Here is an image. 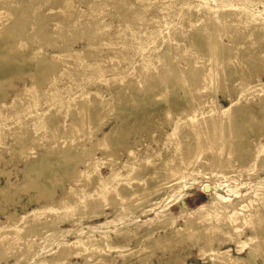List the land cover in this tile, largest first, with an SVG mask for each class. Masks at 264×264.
<instances>
[{
  "label": "rangeland",
  "instance_id": "1",
  "mask_svg": "<svg viewBox=\"0 0 264 264\" xmlns=\"http://www.w3.org/2000/svg\"><path fill=\"white\" fill-rule=\"evenodd\" d=\"M7 1L9 3L10 2L12 3V0H5V2H7ZM23 1L17 0L16 1V3H18V5H16V6H18L17 9H16V7H15V9L13 7L12 8L10 7L9 11H11L12 14L9 13V11H8V13L11 16L9 14H6V16H5L6 19L4 20V18H5L4 17L2 20L6 21L5 24L7 22H9V23L16 22V25H17V23H18L17 21L20 18L21 20H23V23L25 24V25H22V27L23 26L24 27L20 28V27H17L16 25H14V27L12 25L11 26L10 25L9 26L4 25L5 29L2 28V32L6 33L10 37L12 35L14 36L15 33L16 34L20 33L21 29H22L24 35L29 34L31 36V33H33L31 38L33 39V37H35L34 38L35 40L38 39V41H36V43H35V46L37 47L36 49H39V51L40 50H45V51L47 50L49 52L56 53L52 49V45H49L53 41L54 42H59V41L61 42V38L58 35L59 32H57L54 35L52 34V36H51V33L49 32V30L52 28V25L54 23L60 24L61 22H65V23L69 22V24H72L73 27L74 26H76L77 28L79 27L83 31V33L88 28L90 29V27H91V29H92V27H93L92 25H90V23L88 24L89 19L87 17H86V19L85 18L82 19L79 16H77V14H75V16H73V15H74V13H76L74 6H79L82 10L83 9L87 10V7H89L88 4H90L89 2H94L95 0H91V1L89 0L88 4H86V3L84 4L80 0H70L69 3H67L68 1L63 3L62 0H56V1L47 0L46 2H45V0H23ZM49 1H50V4L48 3ZM116 1H119V0H116ZM116 1H115V3H116ZM185 1H186V3L190 2L191 5H193V3H194V1H192V0H185ZM214 1H216L217 4H220V2H226L229 0H214ZM214 1L213 0H206L205 4L206 3L212 4ZM233 1H240V0H233ZM246 1L248 2V5L245 8H240L239 11H237V10L229 11L230 16L227 18V21L230 24V26L233 27V29L231 27H229V25L224 29L222 27H220V29L222 31H225V33L223 32L224 34L222 36V31L219 29L221 32H219V30H218V32L221 34L217 35L219 39L217 38V36H215L216 41L215 40L211 41L210 39H208L210 34L205 33V34H207L206 38L208 40H206L205 34L204 35L201 34V38L204 41L201 44L202 45L205 44V45L202 46L200 44L201 46H199V44H198V47H200V49L199 48L197 49V46L189 48L190 50L185 49V46H183L186 44L185 40H184V43H180V44L178 43V42H183V39L180 38L181 36H183V34L188 35L187 33H189V32L192 33L193 30L203 31L204 25L207 24L206 20H204L205 23L203 22V20L197 22L195 17L189 18V16H188L186 18V16H185L183 18L182 15L177 17V14L183 13L182 12L184 10V7H183V8H179V9H176L175 11H173L175 13V17H173V18H168L167 16L165 17L166 14H169L168 11H165L163 13L153 12L158 17H155V18H157L156 19L157 23L152 24V26H153V29L155 27L154 30H157L156 34H158V31H159V36H160V39H162V41L159 40V36L153 37V32H151L150 30H149L147 35L151 36V37L148 41H146L147 39L144 38L145 37V31L144 30L137 32L134 29H130V27L128 26L124 30H120L119 34L114 38V39H116L115 43H111V42L101 43L98 41V47L103 52L102 54H107L108 51H111L112 54L106 55V56L101 54L99 59L95 58L94 60H86V59H84V57H82L80 62L77 63L78 65L73 63V62H72L73 64L72 63L71 64L70 63H67V64L63 63L65 65L64 67L67 69H70V70L76 69L79 72H82L84 69V70L88 71L87 74H84L80 77L77 75L70 77L66 73H64V74H66L67 76H61L60 73L62 71L60 70V67H59L56 69L57 71L51 70V75H52L51 77L48 76L49 77L48 78V77L43 76V78H45V79L43 81V85H41L42 91H39L40 93L33 90V91L28 92L27 93L28 96H25L24 98L21 96H15L14 94H15V91L19 88V86H22V84H23L22 79H25L26 77L25 76L24 77L18 76L17 78L13 77L12 79H10V81H12L16 84V87H15V89L10 88L8 90V95H6V98L3 99V102L7 103L6 106L5 107L0 106V127L2 128V129H0V155L2 156V159L0 160V170L8 171L10 177H8V178L5 177L6 175L1 174V171H0V186H3L4 185L3 183L5 181H7V179H10V180H13L15 178L17 180L22 179L24 177V169H25L26 164H28L29 162L34 160V157L32 156L33 153H35L37 156L44 155L46 153V145H50L51 141H52V143L55 144V146H58L56 148L59 151H62L66 147L65 145L72 146L75 148L78 147L77 148L78 150H81V148L83 147V144L85 146H91L90 142L96 141V139H94L95 137L92 138V140L88 139V136L86 134L88 132L86 130L87 128L84 131L80 132L77 129L76 125H74V124H71L70 127H67V124H69V122H71L70 121L71 120L70 112L72 111L71 106H74V105H70V104H73L74 102L78 103L77 104L78 106H76L75 109L80 108L81 110H83V111H81L79 109L80 113L79 112H78L79 114L77 113L79 116V117H77V119L78 118L80 119V116H85V114H86L85 111H87V114L89 113L88 110L91 111L90 110L91 108H87V106L90 104L88 106V107H90L94 101L95 102L98 101V98L100 96L99 93L100 94H106L107 88H109L111 86V84H113L115 82V80L120 79V81H119L120 84L125 83L128 85L130 83L135 88L139 87L140 86V85H138L139 75L137 72L138 69H136V68L145 69L148 72L151 71V72H153L152 73L153 75H156L157 72H155L154 70H156L157 68L161 69L162 66L161 65L159 66V64L154 63V60L153 61L149 60L150 61L149 62L147 59L155 57V55H157L155 53H157L162 47H164L165 44H167V46H169V48L167 50V54H168L169 58L173 59V62L175 61L174 63H177L179 68H180V66H187L186 65L187 61L189 63V61H191L192 58L194 61L195 56L197 54H198V56H201L200 58L197 56L198 60L195 59V62H197V64L189 65L188 69L189 68L191 69V70H188L189 72L187 70H185L186 74L187 73L190 74L191 72L193 73V74H190L192 81L189 79L190 77L188 78L189 81L186 78H184V77H186V75L185 74L183 75V72L179 73L182 78L180 77L181 80H180V84L178 86V91H177L178 94L177 95L180 94L179 96L182 97L183 104L186 105L187 107H189V109L194 108V107L190 108L191 104L192 103L194 104V101L191 103V100H190L192 97H193V100H195V99H197V97L199 95L203 96V97H201V96L200 97L202 99L204 98L210 106L214 107V108L211 107L210 109L207 108L204 111V114H212V115L214 114L213 116L217 117V119L215 121V124H213L214 126L210 127V130H208L209 133L211 132L210 136H209L207 129L205 130L204 124L200 125V123H198V127H197V125H195L193 123L189 124L191 122H184V120L181 119V117L179 115L180 114L179 111H177V110L172 111L171 114H170V112H168L167 113L168 115L164 114L163 117L165 118V122H167V123L162 124V125L153 123V120L147 128L141 129V130L138 129L136 126L131 127V126L127 125L125 128V131L128 133L126 134L125 138L118 139V141L114 142V144H110V147H109V149L111 148L110 149L111 152L117 151L116 154L119 158H118V160H116L114 162L115 164L112 166L107 164L108 160H106V159H101L97 163L99 165V168L101 171V179H102V182L99 186L101 188L105 185V183L114 184L116 182L115 175L117 174L116 173L117 171L126 174L127 170L133 168L135 170V172H132L130 175H127L126 177L128 178V180H130L129 184L132 187L136 188V187L140 186L139 191H137L135 193L136 195L135 194L134 195L137 196L138 199L141 198V200L144 201L143 205H141L140 207H138L137 210H135L133 213L128 214V215H125V213H122V212L119 214H115V213H113V211H114L113 207H106V208H104L103 211L106 212L107 215L105 214V216L102 215L100 217H97V218H94L91 220H84L85 224H83V225L77 224V223H71V222L70 223H68V222L67 223H61L60 224L61 228L67 227L70 229V231H68L64 234L59 233V232L55 233L52 236H47V239H46V236L44 237L45 239L44 238L41 239V238H39V236H36L37 240H36L35 236L31 237V238H33V241L38 244V246H37L38 248L34 250L35 252H34V255L32 256L31 260L30 259L21 260L18 262V260L16 258H17V255L20 254V252H23L24 255L29 254V252H27V250L23 246H21L22 244H24L23 243L24 240L28 241V239H27L28 235L25 234L24 231H22V232L20 231V234L14 235L16 237L17 236L20 237V241H19V243H21V245H20L21 247L19 246L20 252L18 251V253L16 252L13 255L10 254L11 252L10 253L8 252V255L10 254L9 257L8 256H7V258L6 257L5 258L0 257V264H35L39 261H43L45 264H52V262L49 259L51 257V251L57 247V243H61V242H64L66 240L73 239L74 237H76L78 235L80 229H83L86 232H93L94 235L105 234L108 236L109 240L119 239V237L122 235L121 233L123 232L122 228H124V229L132 228L136 234H139L143 228V226H141V223L139 221H137L136 224H134V223L131 224L130 226H123V224L125 225L128 222V220H130L134 217H139L141 220L150 221L149 223L152 226H155L158 223V219L155 218V216H156L155 214L160 210V208L149 210V205L152 204V202L156 199V196H157L156 192H159L160 190L166 191V194L163 197L160 206L161 207L165 206V204H167L170 201L169 202L170 207L164 213H167L169 211L172 214L171 218L174 216L171 219V221L169 222V224L167 223L168 226L165 225L163 228L162 227L155 228L153 231V234L151 236H149L148 238L143 239V241L138 245L136 243V240H137L136 236L137 235H134V233H132L131 235L129 234L131 238L129 237L128 239H129V241L130 240L131 241L130 242L126 241L125 244L126 245L128 244L127 247L129 249H131V252H132L131 254L128 253V254H126L125 257H121V256L117 255V253H115L114 251H110L108 253L104 252L102 254L93 253L96 255L89 257V263L90 264H143L141 261L143 259L147 260L148 258H149L148 259L149 261H147L144 264H176L173 261V258L176 256H179L180 258H182L184 260V262L189 263V264L190 263H193V264H222L218 260V258H219L218 253H216V251L212 250V248H215V247H218V250L230 248V254L232 256L237 257V258H243L244 261H242L241 263H238V264H264V226L260 225L259 223H256V222L254 223V224H256V226H255L256 231L254 233H252L248 228L240 229L241 223L239 222L237 224V226L240 230L238 229L237 234H235V230L232 229L233 227L229 226L232 223V219L223 218L219 224L222 223V224H225V226H227V229L230 232V234H229L230 239H229V236H228V238H225L220 233H219V235L217 233H211V234H208L207 236H205L206 237L205 238V237L200 236L199 231H197L198 233H196V232L194 233L195 230L193 228L192 229L191 228L186 229V231L184 230V232H179L177 234L171 232L174 229V227H179L180 225H183V220H184V217L186 215L184 214L183 215L184 217L181 214L179 215L181 207H185L186 208L185 212H189L190 210L192 211L199 204H201L202 202L206 201L209 198V196L206 194L205 187H203L204 184H206V183L210 184V185H207L209 187V189H212V187H213V189L215 188L218 192L230 197L233 201H235L237 203L240 202L241 205H245V206H249V203H250L249 201L251 198H253L251 196H253L257 190H261L262 193L264 194V181H262V182L260 181L261 178H264V171H262L264 169V167L259 166V164L261 165V163H262L261 161H264V156L260 157V156H256L255 154L250 155L248 153V152H250L249 151L250 149H248V148H251V150L255 152L254 145H258V147L264 146V136L262 135L263 129L261 130V128H259L261 126H260V123H258V120H261V114H264V111H261L260 106H259V105H261V101H264V90L259 91V93H257L258 92L257 90L259 89V86H257V85L260 82L264 81V29H260L258 31V33H255V34L254 33L241 34L244 31L246 32V28L251 27L250 25L252 24L253 20L260 19V20H263V22H264V11H259V8H261V5H262L260 1H255V0L254 1L246 0ZM35 2H37V3H35ZM52 2L55 4H53ZM22 3L25 5H23ZM100 3H101V7L103 6L105 8V10H104V8H102V9L99 8L101 10L99 12H100V14L102 13L101 14L102 16H104V18H103L104 21L111 22V24H112L111 25V31H112V30H114L115 25H117L121 21V18L119 19V17H113L111 19V15L113 14V12H115V10L112 9L113 7L111 8V4L108 5L109 2L107 0H100ZM216 3L213 5H216ZM26 4L28 6H26ZM64 4H67V6H65ZM178 4L181 5L180 3H178ZM30 5H32V6L30 7ZM19 6H20V8H19ZM25 7H27L28 10H26ZM154 8H156V7H154ZM51 9H52V11H51ZM56 9H57V11H56ZM15 10L18 12H16ZM35 10H38V11H35ZM53 10H55V11H53ZM73 10H74V13H73ZM150 11H152V10H150ZM15 12L17 15H19V18H17V19L15 17L16 14L13 15V13H15ZM37 12L38 13L40 12L42 14H40V13L37 14ZM222 12H224V11H222ZM224 13H228V12L225 11ZM146 14L144 15V17L146 16ZM197 14L202 15L205 13H203V9L201 8L200 11L198 10ZM20 16H22L23 18ZM51 17L53 19H51ZM144 17H142V18H144ZM45 18L48 20H46ZM64 18L65 19L69 18V19H67L65 21ZM71 18H72V20H71ZM177 18L178 19L180 18V20H182V19H186V20H182L183 21L182 25L177 27V22H178ZM7 19H9V20H7ZM84 19L88 20V21H84ZM152 19H153V17L148 18V20L150 22H153ZM82 20L84 22V23L82 22L84 25L81 23ZM132 21L136 22V24L132 23ZM175 21H176V29L174 26ZM35 22H36V24H35ZM146 22H148V21H146ZM146 22L144 23L145 26L147 25ZM185 22H186V24H185ZM130 23H131L130 25L139 26L141 23V20H139L137 18H133V20H131ZM247 23H248V25H246ZM31 24H32V26H31ZM86 25H87V27H86ZM149 25H150V23H149ZM234 25H235V27H234ZM238 25H239V28H241V30L238 29ZM159 26H160V28H159ZM200 26H202V28ZM47 27H49V28H47ZM228 27H229V29H227ZM37 28H38V30H37ZM82 28H84V29H82ZM230 28L232 29V31ZM78 29H77V31L75 30V32L73 33L74 36L71 34L72 38L70 35H68V41H69L68 43L70 45H72L74 48H80L85 43L84 38L83 39L80 38L81 36L83 37L84 35L82 34V31L80 29L78 31ZM199 29H201V30H199ZM234 29H236V30H234ZM45 30H46V32H45ZM238 30H239V32H238ZM42 31H44L43 32L44 34L42 33ZM87 31H90V30H87ZM91 31H93V29ZM226 31L228 32V34L230 33L229 35H233L230 38V39H232V42H234L236 40L235 42L239 41L238 44L237 43L235 44V42L234 43L230 42L231 40L229 39V36L227 37ZM233 31L238 32L239 35H238V33L236 34ZM11 32H12V34L10 35L9 33H11ZM167 32H169V34L165 37L166 39H163V34L167 33ZM179 32L180 33L183 32V33L180 34ZM38 33H41L42 35H44L43 37H45V38L42 39L43 37H41V35H39ZM76 33L78 34L79 37L77 36ZM178 33H179V35H178ZM194 33L190 34L189 36L200 37V35L198 33L197 34L196 33L194 34ZM80 34H82V35L80 36ZM176 34L179 36V37L177 36L178 38L176 37ZM225 34H226V37H225ZM35 35H38V37ZM56 35L58 37L56 38L57 40L55 41L54 38L56 37ZM235 35H236V39H234ZM243 35H244V37H241ZM48 36H49V38H48ZM60 36H61V34H60ZM69 36L71 39L69 38ZM126 36H128V37H126ZM238 36H239V38H237ZM129 37H134V40L136 42L125 43L124 40H126V39L128 40ZM240 37L242 38L243 42L245 40L246 41L244 43H242ZM39 38H40V40H39ZM48 39H49V41H48L49 46L46 43L42 44V41H45ZM177 39L178 40L180 39L182 41L177 42L176 41ZM72 40L74 43L72 42ZM81 40H83V41H81ZM153 40H155V42H156L155 45L149 44L150 41H153ZM206 41L208 43L212 42L213 43V44L211 43L212 46H209V44ZM39 42H40V45H39ZM45 42H47V41H45ZM217 42H219V44H221L222 47ZM220 42H222V43H220ZM28 43L29 42H26V44H28ZM224 43H225V46H226V43H227L228 47L230 45L229 48H231L233 50L231 51V49H229V48L227 49V46L223 47ZM168 44H171V45H168ZM234 44L237 46H235ZM39 46H40V48H39ZM206 46L208 48L209 47H211V48L207 49ZM213 46L215 47V49ZM217 47H218V49H217ZM219 47L223 51L220 50ZM172 48H174L176 50L173 51L174 49H172ZM194 48H196L197 50L196 49L194 50ZM201 48H202V50H201ZM205 48H206V50H203ZM211 49L214 50L215 52L212 51ZM170 50L172 52H170ZM191 50H194V54H193V51H191ZM198 50L201 52H199ZM208 50L210 51V53ZM217 50H218V52H216ZM229 51L232 52V54ZM259 51H260V53H259ZM115 52H116V54H115ZM174 52H176V54H174ZM177 52H178V54H177ZM202 52H204L205 54H202ZM206 52H208V53H206ZM219 52H221V53H219ZM248 52H249V54H248ZM35 53L36 52H34V54L32 55L33 57H36ZM212 53H214V54H212ZM171 54H174L175 57H173V55L171 57L170 56ZM206 54H208V56H210L211 58L208 57ZM211 54L216 55V57L211 56ZM225 54H228V55L226 56ZM186 55H188V56H186ZM204 55H205V57H204ZM177 57H178V62H176ZM180 57H181V60H180ZM186 57L188 60L184 59ZM215 58L217 59V61L219 63L217 61H215ZM221 59H222V61H221ZM231 59H233V60H231ZM208 60H210L211 63H209ZM213 60L215 61V63ZM230 60H231L232 64L227 62V61L230 62ZM234 60L236 63H233ZM198 61L199 62L201 61V62L199 63ZM212 62L215 66L214 67L215 71L216 72L218 71L219 73L217 72V77H214L213 79L205 78L206 76H208V73H209V71H207L205 69L208 68L207 65H211ZM222 62H223V65L221 66ZM207 63H209V64H207ZM216 64H217V66H220V67H217ZM229 64H230V66L227 67ZM239 64H240V66H239ZM203 65H205L206 67ZM231 65H233V66H231ZM241 65L243 66V68ZM132 66H133L132 72L134 73V74L132 73L133 74L132 76L127 77L125 75H122V73H125V71L131 70ZM195 66H197V67H195ZM236 66L238 68H236ZM198 67L199 68L202 67V73H200V74L198 72L197 73L202 76L203 72H204V76H203L204 79L200 78L201 77L200 76L199 77L200 80L196 81V82H199V84L195 82V84H196L195 85L194 80L197 79V77L195 76V75H197V73H195V71H193V69L196 70ZM45 70H46V68H45ZM197 70L199 71V69H197ZM53 71H54V74H52ZM48 72H49L48 74H50V71H48ZM205 72H208V73H206L207 75H205ZM45 73H46V71H45ZM189 74L187 76H189ZM241 74H243V75H241ZM96 75H99V76H96ZM114 75H117L116 77H118V79L116 77H114ZM192 75L195 77L192 78L193 77ZM58 76H60V77L58 78ZM94 76L99 77V79L95 80ZM173 76L175 77L176 75H171L170 77L174 78ZM237 76H239V77H237ZM176 78H177V80H176ZM176 78H175L176 81H174V79L172 80L171 78L167 77V79L171 80L170 81L171 83H174V82L179 83L180 78L177 76H176ZM208 79L212 83H210V82L207 83L209 81ZM247 79L249 82H252V83L254 82V88L248 87V85L246 83L242 82L243 80L247 81ZM65 81L66 82L69 81V82L74 83V86H72V88H70V90L63 89L64 84H62V83ZM187 81L189 83L186 84ZM3 82L1 83V86L6 87L7 81H3ZM26 83H27V85H30L29 79H27ZM200 83L201 84L204 83V84L201 85ZM188 84L190 87L191 86H193V87L190 88L188 86ZM205 84H207V86ZM209 84H211V85H209ZM82 85H83V87H82L83 92L81 89H79V88H81ZM181 85H185L186 87L188 86L189 87V88L187 87L188 90H184L183 88H185V87L184 86L181 87ZM194 85L197 87H195ZM199 87H202V89L201 88L199 89ZM205 87H207V88L205 89ZM60 88H61V92H59V93L55 92L53 96L51 94L46 95L47 94L46 89L53 90V92H54L55 90L60 89ZM198 89H199V91H198ZM43 90H45V91H43ZM185 91H186V94H185ZM188 94L191 95V97ZM185 95H186V97H185ZM187 95H188V97H187ZM192 95H194V96H192ZM45 97H46V99H45ZM187 100L190 101L191 104H189V102L187 103ZM231 101L237 102V108L235 111L229 113V115H225L218 104H220L221 106H228ZM254 101H257V104L254 103ZM81 102H84L83 104L85 105V103H86L87 105L84 106ZM55 103H56V105H55ZM166 103H167L166 101L165 102L163 101L162 104L165 107H167ZM246 103L251 105L254 109L253 117L254 116L255 117L249 121V122L252 121L251 124L249 122L247 124L246 123L243 124V123L239 122V120H238V119L242 118L241 112H239V110L243 109V105ZM85 107H86V109H85ZM262 108L264 109V104L262 105ZM83 112H85V113H83ZM81 113H83L84 115ZM56 115H57V117H56ZM48 116L52 119V122L54 121L53 118L55 119V121L53 122V124L57 125V126H55V128H53L51 125L50 126L48 125L47 122H48V119H50ZM178 116L180 118H177ZM33 117H36L38 120L34 121L32 123L33 125L32 126L30 125V126L33 127L34 129H36V130H34V131H36L35 135H42L41 142H40L41 144L39 146H36L37 148L36 147L32 148L30 150V151H32L31 153L20 152V154H19L17 151L16 154H14V153H13L14 155L11 154V150L14 149L15 147H16L15 149L19 150L18 144H16L14 142V139H13V132L15 130H12V127L15 126V127L22 128V124H26L27 122H28L27 124L29 125L30 120H32ZM23 118H25L24 122L22 121ZM174 119L177 121V123L174 122ZM114 121L115 120L111 117V119L103 126L102 130L107 129L112 123H114ZM226 123H228V124H226ZM216 125H218L219 127L217 126V128H215ZM73 127H74V129H73ZM213 127L215 129H213ZM80 128L83 129V127H80ZM150 128H151L152 132H154V133L152 135H150V137H149V136H147V131ZM257 129H260L261 132L258 131ZM162 130H163V132H161ZM250 130L252 132H250ZM17 131L18 130H16V132ZM48 131H50V132H48ZM258 132L260 133L261 136L259 135ZM49 133H51V134L46 135ZM255 133L257 134V136ZM61 134H64V135H61ZM70 134L72 136H70ZM211 134H213L214 137ZM215 134H217V135H215ZM97 135L100 136L101 132L100 131L97 132ZM233 135L236 136V138H234ZM237 135H239L240 137L242 136L241 139ZM139 136H140V139H138ZM258 136H260V137H258ZM238 137L240 140L239 139L236 140ZM233 138L238 143L240 141H244L247 144L244 148H246V150L248 152L246 150L242 149L243 151L241 150L242 152H239L240 155L233 156L232 154H230L229 149L231 147H228V146H230L231 142L234 141ZM230 139H231V142H230ZM134 140H137V141L139 140V142H137V141L134 142ZM249 141H250V143H249ZM47 142H48V144H47ZM226 142H228L227 143V145L229 144L228 146L226 145ZM69 143H70V145H69ZM116 144H118L119 146ZM80 145H82V146H80ZM146 145H148V149H146ZM120 146H121V148H119ZM129 147H131L130 157L125 152L127 150V148H129ZM240 147H237V148L240 149ZM112 148H114V149H112ZM209 149H210V151H208ZM201 150H202V152H201ZM199 151H200V153H199ZM203 151L205 153H203ZM221 151H223V153ZM101 153L102 152L99 150V151H97L96 155L101 156ZM238 156L240 158H238ZM230 157H232V158H230ZM95 158H96V156H95ZM211 158H213V159H211ZM226 158H228V159H226ZM229 158H230V160H229ZM225 160H227L228 162L229 161L232 162V163L229 162V164H231V165L233 164L232 169H230V168L225 169L226 168L225 165L228 164V162ZM216 162L218 164L219 163L220 164L225 163V164L224 165H222V164L217 165ZM176 165H181L179 174L177 176L175 175L176 173L173 174V171L171 170V168H174V166H176ZM82 166H83L82 164L78 165V167H82ZM228 166H230V165H228ZM223 167H225V168H223ZM214 168H215V170H214ZM55 173L54 174L56 177L60 176V173H58V172H55ZM207 173H209L210 175ZM223 173H225L229 176L236 174L237 178H225ZM29 175L31 177H37L36 175H38V173L36 170H34V171H30ZM54 177L51 178L50 180L51 181H53L52 179L55 180ZM71 178L72 177L68 178L67 180L66 179L63 180L61 182V184L63 183L62 185H65L67 187L68 184L72 181ZM177 178H178V181L175 183V185H173V182L176 181ZM140 181H141V183H139ZM142 183L147 184L149 188H147V189H146V187L143 188ZM159 184H161L162 187L159 188L158 191H156L157 188L159 187L158 186ZM184 185L185 186L190 185L192 187L187 188V189H183ZM58 187L59 186H57L55 188L57 195L61 194V192H62L61 188L59 187L60 188L59 189ZM33 189H35V188L29 189V191L26 192L27 194L25 192H22V191H16V193H15V190L12 189V192L15 194L11 197L12 201L9 199L7 202H6V200L3 199L2 195L0 194V220H1L0 223L2 221L3 222L5 221V217H3L5 215L2 212L3 211L2 209H5V211H7V212H11L13 210L14 211L16 210L14 212L15 215L21 216L24 213H26L27 211L31 210L33 207H36L37 203L35 202L34 199H32V197L35 196V194L37 193V190L36 189L33 190ZM178 189H183L180 192V194L183 195V200L179 203L173 204V202H172L173 198H171V196ZM20 192H22V193H20ZM176 193L178 194V192H176ZM118 199H120V198L116 197L115 200L118 201ZM29 200L31 203L28 202ZM126 204H127V201H125V200H123L120 203V205H123V206ZM22 206H23V208H22ZM235 209L238 212L243 213V208L237 209L234 206L230 205V207L225 210V215L229 214L231 210H235ZM251 210L254 211V209H251ZM175 216H178L177 219ZM151 217L154 219L152 220ZM226 221H228V222H226ZM209 223H210V221H208V224ZM215 223L217 224V222H215V220L211 219V224L213 226ZM208 224H206V225L211 227ZM206 225H205V227L202 226L201 230L203 227L209 228ZM32 226L34 228L38 227L39 223L34 222L32 225H30L29 228L33 229ZM133 226H136V228L134 229ZM190 229L193 230V233ZM196 229H198V228H196ZM188 231H190L192 233V235L190 234V232L188 233ZM23 233H24V235H23ZM184 233H186V234H184ZM40 234H42V233H39V235ZM165 234H168V237H163L164 240L162 239L161 243L159 242L160 244L152 246L154 244V239L159 238V236H164ZM194 234H197V235H194ZM197 236H198V238H197ZM232 238H236V240H234ZM209 239H210L209 245H211V246L208 245L209 248L203 247V244H206V240H209ZM125 240H127V237L126 238L124 237V239H119V241H122V242ZM235 241H237L239 243L235 244ZM146 244H147V246H146ZM46 259H48V260H46ZM84 259L85 258H81V257L80 258H76V257L75 258H69V260L71 262H76L79 264H83L85 262ZM235 264H237V263H235Z\"/></svg>",
  "mask_w": 264,
  "mask_h": 264
},
{
  "label": "bare ground",
  "instance_id": "2",
  "mask_svg": "<svg viewBox=\"0 0 264 264\" xmlns=\"http://www.w3.org/2000/svg\"><path fill=\"white\" fill-rule=\"evenodd\" d=\"M16 1L17 0H12V3L11 2L9 3L8 1L5 2V0H0V106H2V107H5L7 104V103L3 102V99H5L6 95H8V90L10 88L15 89V87H16V84L14 82L10 81V79H12L13 77H16V78L18 76L19 77H22V76L26 77L25 79H22V82H23L22 86H19V88L15 91V94H14L15 96H21L24 98L25 96H28L27 93L30 91H33V90H35L37 92L42 91L41 85H43V81L45 79V78H43V76L44 77H48V76L51 77L52 76L51 70L57 71L56 69L60 67V70L62 71L60 73L61 76L69 75L71 77V76L77 75L80 77L84 74H87L88 73L87 70L83 69L82 72H79L76 69L70 70V69L65 68L64 64L65 63L71 64L72 62L77 64L80 62L82 57H84V59H86V60H94L95 58L99 59L100 55L103 52L98 47V41L101 43H108V42L115 43L116 39H114V38L119 34L120 30H124L128 26L130 27V29H134L137 32L144 30L145 31V37L144 38L147 39L146 41H148L151 37V36L147 35L149 30L151 32H153V37L154 36L158 37L159 31H158V34H156L157 30H154L155 27L153 29V26H152V24L157 23V20H156L157 18H155V17H158V16L155 15V13H153V12L163 13L165 11H168L169 14H166L165 17L167 16L168 18H173V17H175V13L173 11H175L176 9L184 7V10L183 9H182L183 11L181 10L183 13L177 14V17H179L181 15L183 18L185 16H186V18L188 16H189V18L195 17L197 22L202 21V20L204 22V20H206L207 24L204 25V27H203V29L205 31L204 30L203 31L193 30L196 34L198 33L200 35V37L189 36L190 34L194 33L192 31V33L189 32L190 34L189 33H187L188 35L183 34V36L180 37L181 39H183V42H178V41H182L180 39L176 40L179 44L184 43V40H185L186 44L183 46H185V49L190 50L189 48L196 47V46H197V49L198 48L200 49V47H198V44H199V46H201L202 45L201 43L204 42L203 39L201 38V34H203V35L205 33L210 34L208 39H210L212 41V40H215V38H216L215 36L221 34V33H219L222 31L220 29V27H222L224 29L229 25V27H231L233 29V27L230 26V24L227 21V18L230 16L229 11H233V10L239 11L240 8H245L248 5V2L246 0H240V1L229 0L226 2H220V4H217L216 1H214V0H213L214 2L212 4H208V3L205 4L206 0H192V1H194L193 5H191L190 2L186 3L185 0H119V1L107 0L109 2L108 5L111 4V8L113 7L112 9L115 10V12H113V14L111 15V19L113 17H119V19L121 18V21L117 25H115L114 30L111 31V25H112L111 22L104 21L103 20L104 16H102L101 15L102 13L100 14V12H99V11H101L99 8H101V9L104 8L103 6L101 7L100 0H95L94 2H89L90 4H88L89 0H80L84 4L85 3L88 4L89 7H87V10H84V9L82 10L79 6H74L76 13H74V10H73V13H74L73 16H75V14H77V16H79L82 19L83 18L86 19V17H87L89 19V21L85 20V19H84V21H88V24L90 23V25H92L94 27V28L92 27L93 31H91L92 29L90 27V29L86 28L87 30H90V31H87L85 29L86 31H84V33H83V31L78 27L82 31V34L84 35L82 37L81 36L82 34H80V36H81L80 38H82V39L84 38L85 43L80 48H74L72 45H70L68 43L69 42L68 41V35L71 36V34H72L74 36L73 33L75 32V30L77 31L78 28L76 26L73 27V25L69 24V22L68 23L67 22L66 23L61 22L60 24L54 23L52 25V28L49 30V32L51 33V36H52V34L54 35L57 32H59L58 35L61 38V42L60 41L59 42L53 41L49 44L48 43L49 39L45 40L47 42L42 41V44L46 43L47 45L48 44L52 45V49L56 52V53H52V52H49L47 50L46 51L45 50L39 51V49H36L37 47L35 46V43H36V41H38V39L35 40L34 39L35 37H33V39L31 38L33 33H31V36L29 34L24 35L22 29L21 30L19 29L21 32L18 33L19 32L18 31L17 32L18 34L15 33V35L14 36L12 35L11 36L12 38H11L9 35L2 32V28H4V25L5 26L6 25L11 26L12 25L13 27H14V25H16V22H14V23L13 22L12 23L7 22L8 24L7 23L5 24L6 21L2 20L6 16V14L11 13V11H9L10 7L11 8L13 7L14 9L16 7V9H17L18 6H16V5H18V3H16ZM46 1L47 0H45V2ZM54 1H56V0H54ZM62 1H63V3L67 2V1H68L67 3H69L70 0H62ZM115 1H116V3H115ZM252 1H254V0H252ZM255 1L261 2L262 5H261V8H259V11H264V0H255ZM35 3H37V2H35ZM48 3L50 4V1ZM178 3H180L181 5H179ZM215 3H216V5H213ZM53 4H55V3H53ZM23 5H25V4H23ZM64 5L67 6V4H64ZM26 6H28V5L26 4ZM31 6L32 5H30V7ZM154 7H156V8H154ZM19 8H20V6H19ZM201 8L203 9V13H205V14L199 15V14H197V12H198V10L200 11ZM25 9L28 10L27 7H25ZM220 9L221 10L223 9L222 11H224V12L227 11L228 13H224ZM104 10H105V8H104ZM150 10H152V11H150ZM8 11H9V13H8ZM35 11H38V10H35ZM51 11H52V9H51ZM53 11H55V10H53ZM56 11H57V9H56ZM16 12H18V11H16ZM16 12L13 13V15H15ZM39 13L37 12V14H39ZM40 14H42V13H40ZM145 14H146V16L144 17ZM15 17H16V19L19 18V15L16 14ZM20 17H22V16H20ZM142 17H144V18H142ZM151 17H153V19H152L153 22H150L148 20V18H151ZM133 18H137V19L141 20V23L139 26L130 25L131 24L130 22H131V20H133ZM5 19H6V17L4 18V20ZM51 19H53V18L51 17ZM67 19H69V18H67ZM67 19H65V21ZM7 20H9V19H7ZM46 20H48V19H46ZM71 20H72V18H71ZM179 20H180V18L178 19L177 27L181 26L182 22H183L182 20H186V19H182L180 21ZM146 21H148V22H146ZM17 22H18L16 25L17 27H20V28L24 27V26L22 27V25H25L23 23V20H21L19 18V20ZM82 22H83V20L81 21V23ZM145 22L147 23L146 26L144 24ZM132 23L136 24V22H133V21H132ZM149 23H150V25H149ZM35 24H36V22H35ZM185 24H186V22H185ZM246 25H248V23ZM31 26H32V24H31ZM174 26L176 29V21L174 23ZM250 26H251L250 28H246V32L244 31L245 33L242 32L241 34L258 33V31L260 29H264V22H263V20H260V19L253 20V22ZM86 27H87V25H86ZM200 27L202 28V26H200ZM229 27L227 29H229ZM234 27H235V25H234ZM47 28H49V27H47ZM159 28H160V26H159ZM79 29H78V31H79ZM82 29H84V28H82ZM232 29H231V31H232ZM238 29L241 30V28H239V25H238ZM37 30H38V28H37ZM199 30H201V29H199ZM218 30H219V32H218ZM234 30H236V29H234ZM43 32L44 31H42V33ZM45 32H46V30H45ZM223 32L225 33V31H222V36L224 34ZM233 32H235V31H233ZM238 32H239V30H238ZM238 32H235V33L237 34ZM179 33H178V35H179ZM181 33H183V32H181ZM9 34L11 35L12 32ZM38 34L41 35V37L44 36L41 33H38ZM60 34H61V36H60ZM168 34H169V32L164 33L163 39H166L165 37ZM207 34H205V38H206ZM226 34H227V37L229 36V39L231 38V36H233V35H229L230 33L228 34L227 31H226ZM226 34H225V37H226ZM178 35L176 34V37ZM238 35H239V33H238ZM35 36L38 37V35H35ZM70 36H69V38H70ZM77 36H78V34H77ZM57 37L58 36L56 35V37L54 38L55 41L57 40L56 39ZM126 37H128V36H126ZM241 37H244V35ZM44 38L45 37H43L42 39H44ZM48 38H49V36H48ZM71 38H72V36H71ZM217 38H218V36H217ZM237 38H239V36ZM208 39L206 38V40H208ZM234 39H236V35H235ZM39 40H40V38H39ZM159 40L162 41V39H160V36H159ZM230 40H231L230 42H232V39H230ZM81 41H83V40H81ZM241 41H242V38H241ZM26 42H29V43L26 44ZM72 42H73V40H72ZM124 42L125 43L133 42L134 43L136 41L134 40V37H129L128 40L126 39V40H124ZM234 42H232V43H234ZM238 42H235V44L236 43L238 44ZM244 42L242 41V43H244ZM155 43H156L155 40H153V41H150L149 44L155 45ZM211 43H208L209 46H212L213 43L212 44ZM217 43L219 44V42H217ZM220 43H222V42H220ZM39 45H40V42H39ZM168 45H171V44H168ZM203 45H205V44H203ZM219 45L221 46V44H219ZM207 46H206L207 49L211 48V47L208 48ZM226 46H227V43H226ZM226 46L224 43L223 47H226ZM235 46H237V45H235ZM215 47H214V49H215ZM229 47H230V45H229ZM229 47L227 46V49ZM39 48H40V46H39ZM168 48H169V46H167V44H165L164 47H162L157 53H155V54H157V55H155V57L147 59L148 61L154 60V63L159 64V66L160 65L162 66L161 69L157 68L156 70H154L155 72H157L156 75H153L152 74L153 72H151V71L148 72L145 69L136 68V69H138L137 72L139 75V80H138L139 81L138 85H140L139 87L135 88L130 83L128 85L125 83L120 84L119 83L120 79H118V77H116L117 75H114V77H116L118 80H115V82L113 84H111V86L109 88H107L106 94H100L98 92L100 95L98 98V101L95 102L93 100L95 103L93 102V104L90 107H88L90 104L87 106V108H91L90 109L91 111L88 110V112H89L88 114H87V111H85L86 112L85 116H80V119L79 118L77 119V117H79L78 114L80 113L81 109L80 108H79L80 110L75 109L76 106H78L77 105L78 103L74 102L73 104H70V105H74V106H71L72 111L70 112V117H71L70 121L72 123L69 122V124H67V127H70L71 124H74V125H76L77 129L80 132L84 131L87 128L86 130L88 132L86 134L88 136V139L92 140V138H94V137H95L94 139H96V141L90 142L91 146H85L83 144V147L81 148V150H78L77 146H76L77 148H75L72 146L65 145L66 147L62 151H59L56 148L58 146H55V144L52 143V141H51L50 145H46V153L44 155L37 156L35 153H33L32 156L34 157V160L29 162L28 164H26L25 169H24V177L22 179H20V180L19 179L17 180L16 178L13 180L7 179L8 177H10L8 171L0 170L1 174L6 175L5 177H7L6 178L7 181H5L3 183L4 185L0 186V194L2 195L3 199L6 200V202L9 199L11 200V197L16 193V191H22V192L26 193L27 191H29V189H32V188H35L37 190V193L36 194L34 193L35 194V196H33L34 198L32 197V199H34L35 202L37 203L36 207H33L31 210L27 211L23 215L16 216L14 213L16 210L15 211L13 210L11 212H7V211H5V209H2L3 210L2 212L5 215V216H3V217H5V221L4 222L2 221L0 223V257H4V258L6 257L7 258V256L9 257L10 254L13 255L16 252L18 253V251L20 252L19 248L21 246H23L27 250V252H29V254L24 255L23 252H20V254L17 255L16 259L18 260V262L21 260H28V259L31 260L32 256L34 255V252H35L34 250L38 248L37 247L38 244L33 241V238H31L33 236H35V238H36V236H39V238H41V239H43L46 236V239H47V236H52L58 232L64 234V233L70 231V229L67 227L61 228L60 227L61 223H67V222L70 223L71 222V223H77V224L83 225V224H85L84 220H91V219L100 217L102 215L105 216L106 212H104L103 210L106 207H113V209H114L113 213H115V214H119L122 212V213H125V215H128V214L133 213L135 210L138 209V207L143 205L144 201L141 200V198L138 199V197L135 196L136 195L135 193L137 191H139L140 186L136 187V188L132 187L129 184L130 180H128V178L126 177L127 175H130L132 172H135V170L133 168L127 170L126 174L117 171L116 172L117 174L115 175L116 182L114 184L105 183V185L101 188L99 186L102 182V179H101V171H100L99 165L97 163L101 159H106V160H108L107 164H109L111 166L115 164L114 162L116 160H118V158H119L116 154L117 151L111 152L110 151L111 148L109 149V147H110V144H114V142L118 141V139L125 138L126 134L128 133L125 131V128L127 125H129L131 127L136 126L140 130L147 128L151 124L152 120H153V123L162 125V124L167 123V122H165V118L163 117L164 114H167L168 112H170V114H171L172 111L177 110V111H179L180 114L178 112L177 113L180 115L181 119L184 120V122H191L189 124L193 123V124L197 125V127H198V123H200V125L204 124L205 130L207 129V131L210 130V127L214 126L213 124H215L217 117L213 116L214 114L213 115L212 114H204V111L207 108L210 109L211 107L212 108H214V107L210 106L204 98L202 99L201 97H203V96L199 95L197 97V99H195L196 101L193 100V97H192L190 100H191V103L194 101V104L193 103L191 104L190 101L187 100V103L189 102V104H191L190 108L194 107L192 109H189V107H187L186 105L183 104L182 97L179 96L180 94L177 95L178 94L177 93L178 86H179L180 80L182 78L179 73L183 72V75L184 74L186 75V77H184V78H186L188 81H189V79L192 81L190 74H193V73L190 71L191 72L190 74L189 73L186 74L185 70H187V71L191 70L190 68L188 69L189 65L197 64V62H195V59H197L198 57L200 58L201 56H198V54H197L195 56L194 61L192 58L191 61H189V63L187 61V63H186L187 66H180V68H179L177 63H174L175 61L173 62V59L169 58V56L167 54ZM206 48L203 50H206ZM172 49H174V48H172ZM195 49L196 48H194V50ZM217 49H218V47H217ZM219 49H220V47H219ZM229 49H231V48H229ZM175 50L176 49H174L173 51H175ZM194 50H191V51H193V54H194ZM201 50H202V48H201ZM220 50H222V49H220ZM232 50L233 49H231V51ZM212 51H214V50H212ZM34 52H36L35 53L36 57L32 56L34 54ZM170 52H172V51L170 50ZM178 52H177V54H178ZM199 52H201V51H199ZM216 52H218V50ZM206 53H208V52H206ZM209 53H210V51H209ZM219 53H221V52H219ZM230 53L232 54V52H230ZM259 53H260V51H259ZM110 54H112L111 51H108L107 54H102V55L106 56V55H110ZM115 54H116V52H115ZM174 54H176V52H174ZM174 54H171L170 56L172 57V55H173V57H175ZM202 54H205V53L202 52ZM212 54H214V53H212ZM212 54H211V56L216 57V55H212ZM248 54H249V52H248ZM206 55L208 56V54H206ZM225 55L227 56L228 54H225ZM186 56H188V55H186ZM204 57H205V55H204ZM208 57H210V56H208ZM184 59H187V57ZM180 60H181V57H180ZM231 60H233V59H231ZM231 60H230V62L229 61H227V62L231 63ZM208 61H209V63H211L210 60H208ZM215 61H217L216 58H215ZM215 61H214V63H215ZM221 61H222V59H221ZM176 62H178V57H177ZM209 63H207V64H209ZM233 63H236L235 60L233 61ZM212 64H213V62H212ZM212 64L207 65L208 68H206L205 70L209 71V73L205 72V75H207L206 73H208V76H206L205 78L213 79L214 77H217L218 71L217 72L215 71V69H214L215 66H214V64L213 65ZM240 64H239V66H240ZM222 65H223V62L221 64V66ZM203 66H205V65H203ZM216 66H217V64H216ZM229 66H230V64L227 67H229ZM231 66H233V65H231ZM195 67H197V66H195ZM199 67L197 68V69H199V71L197 69L196 70L193 69V71H195V73L198 72L199 74L202 73V67L201 68H199ZM217 67H220V66H217ZM45 68H46V70H45ZM132 68H133V66L131 67V70L125 71V73H122V75H125L127 77L132 76L134 74L132 72ZM236 68H238V67L236 66ZM242 68H243V66H242ZM45 71H46V73H45ZM48 71H50V74H48L49 73ZM64 73H66L67 75ZM198 73H197V75H195L197 77V79L194 80V84L196 81L200 80V78H203V76H204V72H203L202 76L199 75ZM52 74H54V71ZM188 74H189V76H187ZM171 75H176L179 78L181 77L179 79V83L174 82L177 80V78H176V76L175 77L173 76L174 78H172V77H170ZM241 75H243V74H241ZM96 76H99V75H96ZM195 76H193L192 78H194ZM59 77L60 76H58V78ZM167 77L171 78L172 80L174 79V81H173L174 83H171L170 82L171 80L167 79ZM237 77H239V76H237ZM175 78H176V80H175ZM27 79H29L30 85H27V83H26ZM96 79H99V77H95V80ZM3 81H7L6 87L1 86V83ZM69 81H67V82L65 81L62 83V84H64L63 89L70 90V88H72V86H74V83L69 82ZM188 81L186 82V84L189 83ZM209 82H210V80L207 83H209ZM242 82L246 83L248 85V87L254 88V82L253 83L249 82L248 79H247V81L243 80ZM196 83L199 84V82H196ZM210 83H212V82H210ZM202 84H204V83H202ZM205 85L207 86V84H205ZM209 85H211V84H209ZM183 86L185 87V88H183L184 90H188V88L190 87L189 84H188L189 87L187 86L188 88L185 85H181V87H183ZM257 86H259L257 93H259V91H263L264 90V81L260 82ZM82 87H83V85L79 89L82 90ZM191 87H193V86H191ZM195 87H197V86H195ZM61 88L55 90L54 92H53V90L46 89V92H47L46 95L51 94L53 96L55 92L56 93L61 92ZM200 88L202 89V87H199V89ZM206 88L207 87H205V89ZM199 89H198V91H199ZM43 91H45V90H43ZM82 92H83V90H82ZM185 94H186V91H185ZM188 95H187V97H188ZM189 96L191 97V95H189ZM192 96H194V95H192ZM185 97H186V95H185ZM45 99H46V97H45ZM163 101L167 102L166 103L167 107H165L162 104ZM81 103L83 104L84 102H81ZM254 103L257 104V101H254ZM263 104H264V101H261V105H259L261 111H264V109L262 108ZM55 105H56V103H55ZM85 105H87V104L85 103ZM218 105L225 115H229V113L235 111L237 108V102L236 101H231L228 106H221L220 104H218ZM85 109H86V107H85ZM81 111H83V110H81ZM85 112H83V113H85ZM239 112H241L242 118H240L238 120H239V122H241L243 124H245V123L247 124L251 119H253L255 117V116L253 117L254 109L248 103L244 104L243 109H240ZM83 113H81V114H83ZM56 117H57V115H56ZM111 117L115 120L114 123H112L107 129L102 130L103 126L111 119ZM180 117L178 116L177 118H180ZM25 118L22 119L23 122H24ZM50 119H48V122H47L48 125L49 126L51 125L53 128H55V126H57L56 124H53L55 119L53 118V120H54L53 122H52V119L51 120ZM37 120L38 119L36 117H33V119L30 120L29 125L27 124L28 123L27 122L26 124H22V128L15 127V126L12 127V130H15L13 132V139H14V142L16 144H18L19 150L15 149L16 148L15 147L14 149L11 150V154H13V153L16 154L17 151L19 154H20V152L31 153L32 151H30V150L32 148H35L36 146H39L41 144L40 142H41L42 135H35L36 131H34V130H36V129L31 127L33 125L32 123L34 121H37ZM174 122L177 123V121L175 119H174ZM228 123H226V124H228ZM249 123L251 124L252 121ZM258 123H260V126H261V127H259V126L258 127L261 128V130L263 129L262 135L264 136V114H261V120H258ZM217 126L218 125H216L215 128H217ZM80 127H83V129ZM215 128L213 127V129H215ZM0 129H2V128L0 127ZM73 129H74V127H73ZM16 130H18V131L16 132ZM251 130H250V132H252ZM257 130L261 132L260 129H257ZM99 131L101 132L100 136L97 135V132H99ZM48 132H50V131H48ZM161 132H163V130ZM153 133L154 132H152V130L150 128L147 131V136L150 137V135H152ZM208 133H209V131H208ZM210 133H209V136H210ZM50 134L51 133L46 134V135H50ZM61 135H64V134H61ZM211 135H213V134H211ZM215 135H217V134H215ZM259 135H260V133H259ZM70 136H72V135L70 134ZM237 136H239V135H237ZM256 136H257V134H256ZM260 136H258V137H260ZM213 137H214V135H213ZM239 137L236 140H238ZM241 137H240V139H241ZM234 138H236V136H234ZM138 139H140V136ZM135 141H137V140H134V142ZM137 142H139V140ZM230 142H231V139H230ZM227 143L228 142H226V145H227ZM249 143H250V141H249ZM47 144H48V142H47ZM69 145H70V143H69ZM116 145H118V144H116ZM246 145L247 144L244 141H240L238 143L234 139V141L231 142L230 146H228V147H231L229 149L230 154H232L233 156L240 155L239 152L246 150V148H244ZM80 146H82V145H80ZM237 147H240V149H238ZM254 147H255V152L252 151L251 148H248V149H250L249 150L250 152H248L247 150L246 151L250 155L255 154L256 156H260V157L264 156V146L258 147V145H254ZM119 148H121V146ZM112 149H114V148H112ZM146 149H148V145H146ZM99 150L102 152L101 156L96 155L97 151H99ZM208 151H210V149ZM125 152L130 157L131 147L127 148V150ZM201 152H202V150H201ZM221 152L223 153V151H221ZM199 153H200V151H199ZM203 153H205V152L203 151ZM95 156H96V158H95ZM230 158H232V157H230ZM230 158H229V160H230ZM238 158H240V157L238 156ZM1 159H2V156L0 155V160ZM211 159H213V158H211ZM226 159H228V158H226ZM225 161H227V160H225ZM229 162H231V161H229ZM229 162L227 165H225L226 168L225 167H223V168L232 169L233 164L231 165V164H229ZM261 162L262 163H261V165L259 164V166L264 167V161H261ZM79 164H82L83 166L78 167ZM219 164L217 163V165H219ZM221 164L224 165L225 163H221ZM228 165H230V166H228ZM180 167H181V165H176V166H174V168H171V170L173 171V174L176 173L175 175L177 176L179 174ZM34 170H36L38 173V175H36L37 177H31L29 175L30 171H34ZM214 170H215V168H214ZM262 171H264V169ZM55 172L60 173V176L56 177ZM225 173H223L225 178H237L236 174L229 176ZM207 174H209V173H207ZM53 177L55 178V180L52 179L53 181H51L50 179ZM70 177H72L71 178L72 181L68 184L67 187L65 185H62L63 183L61 184V182L63 180H65V179L67 180ZM177 181H178V178L176 181L173 182V185H175V183ZM260 181L261 182L264 181V178H261ZM139 183H141V181ZM142 184H143V188H145V187H146V189L149 188L147 184H144V183H142ZM190 185L189 186L184 185L183 189L191 188L192 186H190ZM207 185H210V184L206 183V184H204L203 187H205L206 194L209 196V198L206 201L199 204L192 211L190 210L189 212H185L186 208L181 207L179 215L180 214L182 216L184 214L186 215L185 217L183 216L184 217L183 225H180L179 227H174V229L171 231L172 233L177 234L179 232H184V230L186 231V229H189V228L192 229L193 228L195 230L194 233L195 232L198 233L197 231H199L200 236H202V237H205L211 233H217L218 235L220 233L225 238H228L230 232L228 231L227 226H225V224H222V223L219 224L223 218L232 219V223L229 226L233 227L232 229L235 230V234H237V231L239 229L237 226V224L239 222L241 223L240 229L248 228L252 233H254L256 231V228H255L256 224H254L255 222L264 226V194L262 193L261 190H257L255 192V194L253 196H251L253 198L250 199L249 206H245V205H241L240 202L237 203V202L233 201L230 197L218 192L215 188L213 189V187H212V189H209V187ZM57 186H59L61 188V191H62L61 194H58V195H57V192L55 191V188ZM158 186H157L158 188L156 191H158L159 188L162 187L161 184H159ZM12 189L15 190V193L12 192ZM35 189H33V190H35ZM183 189H178L177 191H175L173 193V195L171 196V198H173L172 199L173 204L179 203L183 200V195L180 194V192ZM22 192H20V193H22ZM176 192H178V194ZM156 193H157L156 199L152 202V204L149 205V210L160 208V210L155 214L156 215L155 218L158 219V223L155 226H152L149 223L150 221H148V220H141L139 217H134V218L128 220V222L125 225L123 224V226H130L131 224H133V223L136 224V222L139 221L141 223V226H143V228L139 234H136L132 228H126V229L122 228L123 232L121 233L122 235L119 237V239H124V237L125 238L127 237V240H125L123 242L119 241V239L109 240L108 236L105 234L94 235L93 232H86L83 229H80L78 235L76 237H74L73 239L66 240V241L61 242V243H57V247L51 251V257L49 260L52 262V264H79L76 262H71L69 260V258H75V257L80 258L81 257V258H85L84 259L85 262L83 264H90L89 263V257L96 255L93 253L102 254L104 252L108 253L110 251H114L115 253H117V255H119L121 257H125L126 254H128V253L131 254L132 253L131 249H129L127 247L128 244L126 245L125 243H126V241H129L128 238L130 237V235L132 233H134V235H137L136 236V238H137L136 243L138 245L143 241V239H146L149 236H151L153 234V231L155 228H158V227L163 228L165 225H167V223L169 224L171 219L174 217L173 216L171 218L172 214L169 211H168L169 213L168 212L164 213L170 207L169 206L170 201L167 204H165V206H162V207L160 206L162 199L166 194V191L160 190L159 192H156ZM116 197H119L120 199H118V201H117V200H115ZM123 200L127 201V204L124 206L120 205V203ZM28 202H30V200ZM230 205L234 206L237 209L243 208V213H240L235 209V210H231L229 214L225 215V210L228 209L230 207ZM22 208H23V206H22ZM251 209H254V211H252ZM175 217L177 219L178 216H175ZM151 219L153 220L154 218L151 217ZM211 219L215 220V222H217V224L215 223L213 226L211 224ZM208 221H210L209 224H208ZM34 222L39 223V226L35 227V228L32 226L33 229L29 228L30 225H32ZM226 222H228V221H226ZM206 224L210 225L211 227L207 226ZM205 225L209 228H204ZM202 226H204V227L201 230ZM133 228L135 229L136 226H133ZM196 228H198V229H196ZM20 231L21 232L24 231L25 234L28 235V238H27L28 241L24 240V242H23L24 244H22V245H21V243H19L20 237L14 236V235L20 234ZM191 231L193 233V230H191ZM189 232L190 231H188V233ZM39 233H42V234L39 235ZM186 233H184V234H186ZM192 233L190 232L191 235H192ZM23 235H24V233H23ZM194 235H197V234H194ZM163 237H168V234H165L164 236H159V238L154 239V244L152 246L160 244ZM197 238H198V236H197ZM229 239H230V236H229ZM232 239L236 240V238H232ZM36 240H37V238H36ZM209 241H210V239L206 240V244H203V247L209 248V246H211V245H209ZM238 243L239 242L235 241V244H238ZM146 246H147V244H146ZM212 250H214V251H216V253H218V257H219L218 260L222 264H235V263L238 264V263H241L242 261H244L243 258H237V257L232 256L230 254V248L218 250V247H215V248H212ZM8 252L9 253L11 252V253L8 255ZM148 259L147 260L143 259L141 262L144 264L147 261H149ZM46 260H48V259H46ZM173 261L176 264H189V263L184 262V260L182 258H180L179 256L174 257ZM35 264H45V263L43 261H39ZM190 264H193V263H190Z\"/></svg>",
  "mask_w": 264,
  "mask_h": 264
}]
</instances>
